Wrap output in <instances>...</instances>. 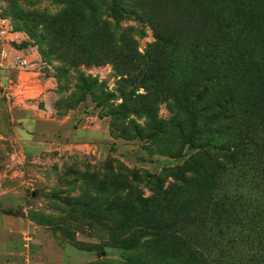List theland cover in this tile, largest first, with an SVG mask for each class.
I'll use <instances>...</instances> for the list:
<instances>
[{
	"label": "rangeland",
	"instance_id": "obj_1",
	"mask_svg": "<svg viewBox=\"0 0 264 264\" xmlns=\"http://www.w3.org/2000/svg\"><path fill=\"white\" fill-rule=\"evenodd\" d=\"M2 21L27 64L4 99L51 121L3 123L0 264H264V0H0ZM222 96L217 130L202 110ZM202 138L223 168L195 159Z\"/></svg>",
	"mask_w": 264,
	"mask_h": 264
},
{
	"label": "trees",
	"instance_id": "obj_2",
	"mask_svg": "<svg viewBox=\"0 0 264 264\" xmlns=\"http://www.w3.org/2000/svg\"><path fill=\"white\" fill-rule=\"evenodd\" d=\"M25 29L27 28L25 27ZM118 43L120 45H123L122 40H118ZM47 45L49 47V50H48L49 55L56 53V49L52 44L48 43ZM123 60H127V55L124 56ZM127 77H130V76L127 75ZM125 79H126L125 76H123L121 79L123 84L132 83V81L128 80V78L127 80ZM209 82H210L209 80H206L204 82V87H203L204 93L202 94L203 97H206V94L208 93L207 88H206L207 86L206 83H209ZM145 92H148V90H146ZM130 95H133V94H131L130 92ZM106 97L109 98L111 97V95L106 96ZM220 98L221 99H218L213 104L211 105L208 104L204 106L202 110V112L205 113L206 119L209 120V121L207 120L209 124L213 125L214 128H216L217 130H220L219 126L221 124L234 122L236 120L235 110H234L232 101L226 96H222ZM108 110H109V115L111 116L113 121L120 118L125 113H129V111L125 108L123 104H120L119 106H116V107L110 105L108 106ZM145 110L147 111L146 113L147 117H149L150 114L152 113V110L149 108H146ZM226 127H227L226 130L230 129L228 126H225L223 129H225ZM198 141H199L198 150L200 151V155L199 157L195 156V159L197 158L198 161L201 160L203 163L213 166L214 168L215 167L218 169L223 168V164L220 161V158L224 156L223 154L226 153V150L218 146H215L207 138H202V139H199ZM234 227L236 228L237 226L234 225ZM249 247H251L253 249V252H255L253 253V255H255V259L256 257L257 259H260L259 256L264 257V246H249ZM216 254H218V257H219V260L216 264H246L240 253L234 256V254L231 255L228 251L217 250ZM250 262H254V259L251 258Z\"/></svg>",
	"mask_w": 264,
	"mask_h": 264
},
{
	"label": "crops",
	"instance_id": "obj_3",
	"mask_svg": "<svg viewBox=\"0 0 264 264\" xmlns=\"http://www.w3.org/2000/svg\"><path fill=\"white\" fill-rule=\"evenodd\" d=\"M2 47V41L0 39V48ZM10 81V76L5 71H0V139L4 138L5 135V126L3 123H8L7 114H11L12 110L16 109L18 111H30L32 117L34 118V130L38 133H43L48 129L47 122L51 121L47 118L43 117L41 113H39L34 106L29 105L30 103L19 104L17 101H12L10 104L9 101H5L4 99V91L8 86ZM38 87V86H37ZM38 90V89H37ZM32 104V103H31ZM6 217H0V232L7 228Z\"/></svg>",
	"mask_w": 264,
	"mask_h": 264
},
{
	"label": "built area",
	"instance_id": "obj_4",
	"mask_svg": "<svg viewBox=\"0 0 264 264\" xmlns=\"http://www.w3.org/2000/svg\"><path fill=\"white\" fill-rule=\"evenodd\" d=\"M15 32L14 30L12 29V27L10 26L9 23H7V21H2V27L0 28V36L4 39L5 42H2V47L0 48V71H5L6 70H13V71H17L19 73H22L21 70H24L25 69V66L27 65L24 61H22V59H18L16 57V54L13 53L15 52L16 50L18 51V49L16 48L15 51L13 50H10V47H9V43L8 41L5 39L7 37H10L11 35H14ZM7 36V37H5ZM5 37V38H4ZM8 46V47H6ZM13 48V47H12ZM16 51V52H17ZM21 61V62H20ZM17 62V63H16ZM9 92L13 90V88H15V90L17 89H20L19 87H26L25 85L23 84H15L13 86L9 84ZM28 86V85H27ZM33 86V84L30 83V87ZM19 95L20 94H24L25 91H19L17 92ZM37 94V92H36ZM10 95V94H9ZM8 95V97H9ZM22 96V95H21ZM34 96H32L33 98ZM14 98H16V93L14 92ZM24 100H27V99H24ZM17 101V100H15ZM18 102V101H17ZM19 103H23V102H19Z\"/></svg>",
	"mask_w": 264,
	"mask_h": 264
}]
</instances>
